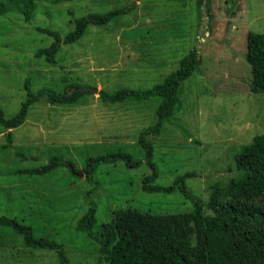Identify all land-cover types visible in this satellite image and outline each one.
<instances>
[{"label":"rangeland","instance_id":"obj_1","mask_svg":"<svg viewBox=\"0 0 264 264\" xmlns=\"http://www.w3.org/2000/svg\"><path fill=\"white\" fill-rule=\"evenodd\" d=\"M36 8L26 23L18 14L0 16V107L14 117L30 91L52 89L71 93V85L89 92L81 103L52 107L34 105L26 122L10 131L12 147L0 126V216L33 228L38 239L63 246L68 264H96L99 245L76 230L94 204L95 232L120 209L150 214L192 212L195 201L207 202L211 186L237 177L235 156L264 135V92L253 93V75L245 59L248 35L264 34V0H77L58 5L33 0ZM130 10L107 27H89L78 43L63 46L50 65L35 53L53 40L36 29H74L87 14ZM202 63L178 91L174 115L154 147L157 185L172 187L185 179L190 197L146 193L143 180L152 171L139 145L143 130L154 125L160 99L104 104L93 90L150 89L178 69L190 51ZM55 150H60L56 152ZM129 154L138 167L125 162L101 164L91 181L76 178L64 167L45 177L15 174L46 165L59 156L82 170L87 158ZM91 192V199L85 193ZM0 264H60L57 254L30 250L23 239L0 229Z\"/></svg>","mask_w":264,"mask_h":264},{"label":"trees","instance_id":"obj_2","mask_svg":"<svg viewBox=\"0 0 264 264\" xmlns=\"http://www.w3.org/2000/svg\"><path fill=\"white\" fill-rule=\"evenodd\" d=\"M75 1L51 0V4ZM35 8L33 0H0V16L18 14L26 23L32 21ZM129 11L125 8L103 15L87 14L75 19L74 29L65 36L55 31L36 29L53 42L48 48L37 51L35 58H43L50 65H55L62 47L78 43L89 27H107ZM245 59L253 75L251 91L264 92V34L248 35ZM201 63L197 50H192L180 60L177 70L150 89L120 88L115 92H99L101 101L109 105L160 99L156 123L143 130L139 137V145L152 171L143 180V191L146 193L172 194L179 190L185 197H190L185 179L195 177L194 173L177 179L172 187L157 185L154 147L148 138L160 135L164 124L176 111L179 89L199 71ZM70 89L73 90L71 93H58L47 88L32 93L28 80L26 99L14 117L7 119L0 107V126L7 132V144L2 148L12 147L13 135L10 131L21 127L31 108L42 100L52 107L73 106L89 96L88 91L76 85H71ZM119 162H125L129 168L141 164L133 162L131 155L117 152L87 158L79 171L72 161L67 165L63 158L56 156L42 167L15 174L45 177L68 166L74 177L79 178L84 174L86 180L91 181L101 164ZM235 163L237 177L228 183L213 184L208 201H195L192 212L172 215L120 209L115 212L111 222L103 224L100 232H95L97 207L93 204L78 221L76 230L99 245L100 257L96 264H264V135L255 137L250 144L243 146L235 156ZM90 194L85 193L87 201L91 199ZM0 229L22 238L28 249L53 251L60 264H68L63 246L47 238L38 239L33 228L18 222L16 218L0 216Z\"/></svg>","mask_w":264,"mask_h":264},{"label":"water","instance_id":"obj_3","mask_svg":"<svg viewBox=\"0 0 264 264\" xmlns=\"http://www.w3.org/2000/svg\"><path fill=\"white\" fill-rule=\"evenodd\" d=\"M93 92L96 93V94L99 93V91L97 89H94ZM68 165H70V164H68ZM80 176H84V174H81Z\"/></svg>","mask_w":264,"mask_h":264}]
</instances>
